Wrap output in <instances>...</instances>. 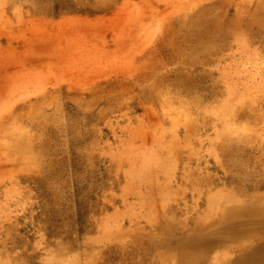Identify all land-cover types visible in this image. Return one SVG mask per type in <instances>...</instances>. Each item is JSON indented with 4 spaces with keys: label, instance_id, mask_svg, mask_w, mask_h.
I'll return each instance as SVG.
<instances>
[{
    "label": "rangeland",
    "instance_id": "374dc122",
    "mask_svg": "<svg viewBox=\"0 0 264 264\" xmlns=\"http://www.w3.org/2000/svg\"><path fill=\"white\" fill-rule=\"evenodd\" d=\"M98 1L0 0V264H183L264 205V0Z\"/></svg>",
    "mask_w": 264,
    "mask_h": 264
},
{
    "label": "bare ground",
    "instance_id": "6f19581e",
    "mask_svg": "<svg viewBox=\"0 0 264 264\" xmlns=\"http://www.w3.org/2000/svg\"><path fill=\"white\" fill-rule=\"evenodd\" d=\"M34 1L41 2L43 0ZM95 2L96 10L90 9L88 10L89 13L93 15L95 13L103 15L115 13L108 7L104 8L101 1L95 0ZM224 4L228 5V3ZM132 5L131 2H127L116 14L126 13ZM191 7L190 0H184L183 3L178 5L181 10ZM44 8L47 10V7ZM208 13L210 11H203L196 21L186 23L188 38H195L197 42L196 50L199 52L205 51L202 43L204 35L202 34H206L204 29ZM144 26L143 23L139 24V27L144 28ZM221 30L223 31L222 27L217 23H213L210 25L208 34L214 37ZM234 33L238 37L241 36L238 35L237 31H234ZM262 198L263 196H253L249 201L242 202L237 198H228L227 201H223L216 208L220 233L205 236V227L198 225L189 237H181L176 240L178 253L182 256L181 262L191 264L189 262L197 259L198 256H201V253L209 254V251L214 247L223 246L228 250L220 257L225 264H264V205L259 202Z\"/></svg>",
    "mask_w": 264,
    "mask_h": 264
}]
</instances>
